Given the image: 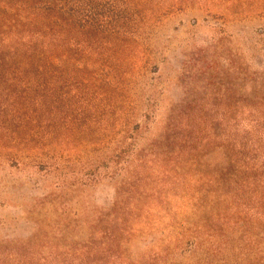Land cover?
Segmentation results:
<instances>
[{
	"label": "rangeland",
	"instance_id": "1",
	"mask_svg": "<svg viewBox=\"0 0 264 264\" xmlns=\"http://www.w3.org/2000/svg\"><path fill=\"white\" fill-rule=\"evenodd\" d=\"M127 1L132 36L112 47L89 34L78 41L83 63L115 68L114 84L53 78L58 109L46 124L14 123L21 101L7 88L25 62L0 40V144L45 146L60 169L0 157V264H161L169 246L175 264H193L198 256L181 258L178 226L200 166H223L225 146L257 139L258 153L242 159L264 177V127L254 130L264 125V0ZM126 121L142 127L134 153L102 166ZM133 142L127 134L124 146Z\"/></svg>",
	"mask_w": 264,
	"mask_h": 264
},
{
	"label": "trees",
	"instance_id": "2",
	"mask_svg": "<svg viewBox=\"0 0 264 264\" xmlns=\"http://www.w3.org/2000/svg\"><path fill=\"white\" fill-rule=\"evenodd\" d=\"M130 7L127 0H0V40L8 43L11 56L25 62L22 72L8 74L12 78L7 92H12L14 101H21L15 104L14 123H48L50 110L58 109L51 106L55 92L51 91L52 79L58 76L57 79L83 74L96 85L103 82L112 86L115 68L110 64L83 63L78 41L89 34L104 39L111 47L123 43L133 35L128 26L134 20L124 13L130 12ZM70 37L73 39L68 40ZM157 69L156 66L152 73ZM20 73L32 77L26 87L21 83L26 78H20ZM254 124V130L264 127L260 120ZM121 126L117 147L102 166L121 165L122 153L132 155L135 151L141 125L126 121ZM127 134L134 142L124 146ZM45 148L0 144V157L12 166L34 167L47 174L58 172L56 160L45 154L48 153ZM247 148L251 155L257 154L258 140H251L244 147L225 146L223 166H210L208 171L200 166L192 212L178 226L181 231L178 242H183L186 251L183 260H194L196 255L193 264H264V257L256 260L264 246V177L259 175L263 168L254 160L243 161ZM93 166L95 163L83 165L82 171L92 170ZM97 182L98 179L91 185ZM81 185L90 183L82 180ZM202 185L208 190L201 189ZM170 248L166 247L167 252L161 255V264H175ZM247 255L252 259H247Z\"/></svg>",
	"mask_w": 264,
	"mask_h": 264
}]
</instances>
